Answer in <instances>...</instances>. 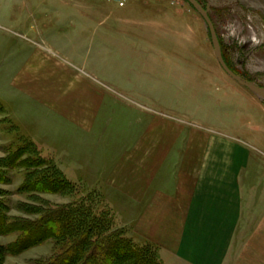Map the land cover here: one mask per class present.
Returning <instances> with one entry per match:
<instances>
[{
	"label": "rangeland",
	"instance_id": "374dc122",
	"mask_svg": "<svg viewBox=\"0 0 264 264\" xmlns=\"http://www.w3.org/2000/svg\"><path fill=\"white\" fill-rule=\"evenodd\" d=\"M196 1L208 9L229 69L264 88V0ZM20 72L22 84L15 83ZM29 77L63 94L64 105L59 98L40 104L28 90ZM82 107L86 121L74 116ZM162 118L197 127L201 139L242 147L253 161L249 173L258 172L257 186L264 188V94L223 71L190 0H0L5 223H37L47 212L89 197L125 237L148 246L165 264L155 246L133 238L115 219L94 179L99 160L138 139L149 119L154 124ZM52 170L71 185L50 192L31 188L33 181H55ZM20 235L0 228V264H49L64 251L53 237L25 240L17 249Z\"/></svg>",
	"mask_w": 264,
	"mask_h": 264
},
{
	"label": "crops",
	"instance_id": "0c3cea01",
	"mask_svg": "<svg viewBox=\"0 0 264 264\" xmlns=\"http://www.w3.org/2000/svg\"><path fill=\"white\" fill-rule=\"evenodd\" d=\"M25 80L20 72L15 83ZM27 80L32 86L21 87L40 104L59 98L64 105L53 87ZM82 108L74 116L86 121ZM117 147L99 160L94 179L115 219L155 246L165 264H264V188L242 147L163 118Z\"/></svg>",
	"mask_w": 264,
	"mask_h": 264
},
{
	"label": "trees",
	"instance_id": "16d2710c",
	"mask_svg": "<svg viewBox=\"0 0 264 264\" xmlns=\"http://www.w3.org/2000/svg\"><path fill=\"white\" fill-rule=\"evenodd\" d=\"M40 164L32 165L38 167ZM51 172L57 178L55 181L44 182L40 186H35L36 181H33L31 188L50 192L71 185L60 171L58 174ZM49 184L53 186L48 187ZM1 213L0 210L1 232L21 231L18 241L21 245L17 249L25 240L35 242L53 237L61 241L64 251L49 264H161L155 251L146 245L134 244L125 237L121 229L113 226L110 213L104 207H93V200L89 197L47 212L37 223L12 225L4 222ZM12 248L16 249L15 246Z\"/></svg>",
	"mask_w": 264,
	"mask_h": 264
},
{
	"label": "water",
	"instance_id": "95a60500",
	"mask_svg": "<svg viewBox=\"0 0 264 264\" xmlns=\"http://www.w3.org/2000/svg\"><path fill=\"white\" fill-rule=\"evenodd\" d=\"M195 7L199 10L203 20L205 21L210 35H211V41H212V47L214 50V54L216 56V59L220 65V67L223 69V71L228 74L232 79H234L235 81H237L239 84L243 85L244 87H246L247 89L251 90L254 93L257 94H264V88L263 87H259L257 85H254L252 83L243 81L242 79H240L232 70L229 69V67L226 65L223 56H222V52H221V47L219 44V40L215 31V28L208 16V9H205L202 7V5L200 3H198L196 0H190Z\"/></svg>",
	"mask_w": 264,
	"mask_h": 264
},
{
	"label": "flooded vegetation",
	"instance_id": "af4514ba",
	"mask_svg": "<svg viewBox=\"0 0 264 264\" xmlns=\"http://www.w3.org/2000/svg\"><path fill=\"white\" fill-rule=\"evenodd\" d=\"M201 3H204V2L201 0Z\"/></svg>",
	"mask_w": 264,
	"mask_h": 264
}]
</instances>
